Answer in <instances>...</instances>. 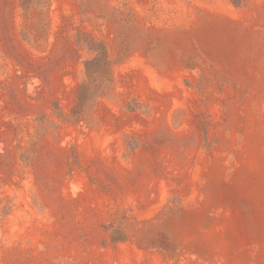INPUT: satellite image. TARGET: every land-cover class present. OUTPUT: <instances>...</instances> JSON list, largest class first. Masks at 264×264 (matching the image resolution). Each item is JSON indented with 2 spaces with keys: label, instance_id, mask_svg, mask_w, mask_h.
I'll return each mask as SVG.
<instances>
[{
  "label": "rangeland",
  "instance_id": "rangeland-1",
  "mask_svg": "<svg viewBox=\"0 0 264 264\" xmlns=\"http://www.w3.org/2000/svg\"><path fill=\"white\" fill-rule=\"evenodd\" d=\"M0 264H264V0H0Z\"/></svg>",
  "mask_w": 264,
  "mask_h": 264
},
{
  "label": "trees",
  "instance_id": "trees-1",
  "mask_svg": "<svg viewBox=\"0 0 264 264\" xmlns=\"http://www.w3.org/2000/svg\"><path fill=\"white\" fill-rule=\"evenodd\" d=\"M106 59L103 57H96L94 59L86 61V67L88 71L89 78H96L99 74L98 71L102 70L104 68V63ZM80 99L85 96V91L83 89H80Z\"/></svg>",
  "mask_w": 264,
  "mask_h": 264
}]
</instances>
